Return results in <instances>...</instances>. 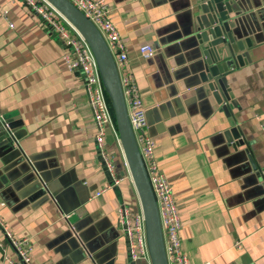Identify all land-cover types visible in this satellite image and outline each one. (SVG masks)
<instances>
[{
    "label": "crops",
    "instance_id": "crops-1",
    "mask_svg": "<svg viewBox=\"0 0 264 264\" xmlns=\"http://www.w3.org/2000/svg\"><path fill=\"white\" fill-rule=\"evenodd\" d=\"M105 1L128 59L120 75L139 91L189 264H264V0H233L236 38L250 47L227 74L228 116L195 76L190 0ZM145 44L154 50L148 59L139 53ZM65 53L22 0H0V117L14 128L9 146L0 144V264L18 261L3 228L29 240L32 264L130 263L117 209L140 214L138 197L108 135L111 175L105 170L81 71L67 67ZM232 126L242 146L226 141Z\"/></svg>",
    "mask_w": 264,
    "mask_h": 264
},
{
    "label": "water",
    "instance_id": "water-1",
    "mask_svg": "<svg viewBox=\"0 0 264 264\" xmlns=\"http://www.w3.org/2000/svg\"><path fill=\"white\" fill-rule=\"evenodd\" d=\"M45 1L85 40L95 58L103 89L113 113L121 153L141 208L149 262L150 264H167L157 205L128 121L119 73L110 49L98 29L68 0ZM190 6L187 41L194 55L195 76L201 85L205 99L213 98L216 104L221 106V111L228 116L223 98L229 101L230 98L233 99V95L227 85V74L231 69L245 63L244 49L250 47V42L248 39L236 38V22L230 21L233 20L230 15L237 16L239 11L233 0H190ZM231 123L233 125V122ZM13 129L9 120L0 117V144L9 146L10 138L14 133ZM225 137L227 142H233L234 148L243 145L239 132L233 126ZM108 138L114 141L111 134ZM249 163L253 171L260 175L251 158ZM104 168L109 172L105 166ZM45 184L46 182L41 181L45 195L48 194L52 200L56 201L51 188ZM65 215L68 216V214ZM70 232L74 238L77 237L72 227ZM126 240L129 247V241L127 238ZM113 262L110 261L107 264H113ZM129 264H135V262L130 260Z\"/></svg>",
    "mask_w": 264,
    "mask_h": 264
},
{
    "label": "built area",
    "instance_id": "built-area-1",
    "mask_svg": "<svg viewBox=\"0 0 264 264\" xmlns=\"http://www.w3.org/2000/svg\"><path fill=\"white\" fill-rule=\"evenodd\" d=\"M22 1L59 35L66 46L64 58L67 67L81 71L88 105L95 125L96 147L98 148L103 165L111 175L112 164L109 160V155L104 151V140L109 134L112 135L118 145L119 140L98 66L91 50L85 40L45 0ZM68 1L98 29L114 58L119 73L128 121L157 205L167 264H189L181 248L179 235L181 231V218L177 204L166 177L158 170L155 160V143L145 133L147 120L139 91L130 75H120L121 70L127 65L128 59L124 44L109 19V7L105 0ZM139 53L144 59H148L154 54V50L152 46L145 44L139 47ZM107 189L101 188L95 192L94 197H98ZM117 217L118 225H120L123 234L129 241L130 260H149L142 214L131 215L124 207H120L117 209ZM3 231L18 257V261L16 262L9 258H6V260L10 264H32L30 258L32 246L29 240L13 237L6 228H3ZM235 246L239 247L238 244Z\"/></svg>",
    "mask_w": 264,
    "mask_h": 264
},
{
    "label": "trees",
    "instance_id": "trees-1",
    "mask_svg": "<svg viewBox=\"0 0 264 264\" xmlns=\"http://www.w3.org/2000/svg\"><path fill=\"white\" fill-rule=\"evenodd\" d=\"M106 99H107V103H108V105H109V108H110V103H109V101H108V98L106 97ZM110 111H111V114H112V117H113V113H112V110H111V108H110ZM113 120H114V117H113Z\"/></svg>",
    "mask_w": 264,
    "mask_h": 264
},
{
    "label": "rangeland",
    "instance_id": "rangeland-1",
    "mask_svg": "<svg viewBox=\"0 0 264 264\" xmlns=\"http://www.w3.org/2000/svg\"><path fill=\"white\" fill-rule=\"evenodd\" d=\"M18 258V257H17Z\"/></svg>",
    "mask_w": 264,
    "mask_h": 264
}]
</instances>
